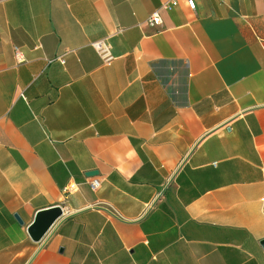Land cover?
Segmentation results:
<instances>
[{
	"label": "crops",
	"instance_id": "obj_1",
	"mask_svg": "<svg viewBox=\"0 0 264 264\" xmlns=\"http://www.w3.org/2000/svg\"><path fill=\"white\" fill-rule=\"evenodd\" d=\"M168 1L0 0V264H264V0Z\"/></svg>",
	"mask_w": 264,
	"mask_h": 264
},
{
	"label": "built area",
	"instance_id": "obj_2",
	"mask_svg": "<svg viewBox=\"0 0 264 264\" xmlns=\"http://www.w3.org/2000/svg\"><path fill=\"white\" fill-rule=\"evenodd\" d=\"M184 1L189 10H192V11L195 10L196 8L195 0H184ZM177 4L178 2L176 0H169L168 2L163 4L162 8L164 10H170L174 8L175 6H177ZM147 23L151 27H159L162 23V19L158 13H153L147 19ZM91 46L96 51V53L98 54V56L100 57V59L105 65H109L111 63V61L113 60V57L110 53V47L104 40L94 41L93 43H91ZM15 54H16V58L18 60H21L20 53L17 49H15ZM56 60H58L61 64L64 63L62 57H58ZM89 184L92 189H96L99 186V181L95 178H92ZM74 190H75L74 185H68L64 189L65 192H71ZM261 202L264 204V197H262Z\"/></svg>",
	"mask_w": 264,
	"mask_h": 264
},
{
	"label": "water",
	"instance_id": "obj_3",
	"mask_svg": "<svg viewBox=\"0 0 264 264\" xmlns=\"http://www.w3.org/2000/svg\"><path fill=\"white\" fill-rule=\"evenodd\" d=\"M88 175L93 176L95 172H90ZM63 216V210L60 205L39 210L35 213L32 223L27 228V232L34 242H41L50 228ZM264 248V239L260 242Z\"/></svg>",
	"mask_w": 264,
	"mask_h": 264
}]
</instances>
